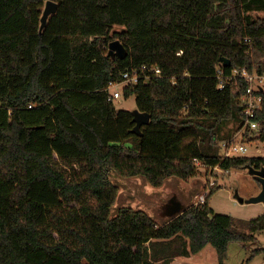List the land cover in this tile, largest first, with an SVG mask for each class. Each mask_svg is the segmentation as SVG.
I'll return each mask as SVG.
<instances>
[{
  "label": "trees",
  "instance_id": "obj_1",
  "mask_svg": "<svg viewBox=\"0 0 264 264\" xmlns=\"http://www.w3.org/2000/svg\"><path fill=\"white\" fill-rule=\"evenodd\" d=\"M45 1L0 0V264H170L207 244L224 264L229 242L255 241L264 213H215L213 185L163 225L132 207L111 217L108 172L158 187L199 164L264 167V156H223L218 139L232 119L254 133L235 72L264 73V16H250L264 0H53L39 30ZM116 39L124 57L109 54ZM142 64L161 74L123 88L149 114L138 135L105 88ZM253 119L264 143V93Z\"/></svg>",
  "mask_w": 264,
  "mask_h": 264
},
{
  "label": "rangeland",
  "instance_id": "obj_2",
  "mask_svg": "<svg viewBox=\"0 0 264 264\" xmlns=\"http://www.w3.org/2000/svg\"><path fill=\"white\" fill-rule=\"evenodd\" d=\"M258 15L264 16V11H251L250 16L255 18ZM121 29L119 26L113 27V30ZM115 107L133 110L135 108V101L133 96L124 98L122 95L114 100ZM243 128L236 120H228L223 123L221 131L218 133L219 145L220 142H227L229 138L235 137L236 144H244L247 147L246 156H264V143L253 140L252 134L244 137ZM221 142V143H222ZM219 152L223 153L221 147ZM216 170V172H215ZM185 184L190 185L187 188V197L195 194H202L208 191L210 185L217 187V190L209 197L208 203L215 213L230 215L240 220H250L264 213V201L248 202L252 196H256L261 190V184L257 177L249 173L248 169L232 168L228 172H223L218 167L211 168L203 164L197 165L195 169V176L189 180H182ZM195 182L191 186V183ZM136 180H131L129 184L136 185ZM140 184L142 182L139 181ZM177 185L176 183H172ZM203 185L205 188L203 189ZM137 188L138 186H133ZM142 188V186H139ZM171 189V184L167 183L164 189ZM177 188V187H176ZM133 192V194H132ZM129 196L122 194L124 202L131 201L137 197V203L142 204V199L148 205L150 201L153 207L159 211H168V200L163 199L162 204L156 202V194L149 196L143 191L132 190ZM191 192V193H190ZM243 198V202H239L237 198ZM140 198V199H139ZM137 201V200H136ZM149 201V202H148ZM146 205V203H144ZM141 207V206H138ZM111 215L116 214V208L112 207ZM168 213V212H167ZM153 218H156L153 216ZM166 219V217H165ZM255 249H261L253 254ZM249 258V259H248ZM173 264H218L215 250L210 244H207L203 250L196 254L189 256H175L172 261ZM170 262V264H171ZM224 264H264V231L256 234V240L253 242H239L231 241L227 246V256Z\"/></svg>",
  "mask_w": 264,
  "mask_h": 264
},
{
  "label": "water",
  "instance_id": "obj_3",
  "mask_svg": "<svg viewBox=\"0 0 264 264\" xmlns=\"http://www.w3.org/2000/svg\"><path fill=\"white\" fill-rule=\"evenodd\" d=\"M57 10V2L53 0H46L44 3V7L42 10V14L40 17V26L39 30H42V28L46 25L47 19L51 14H54ZM108 51L110 55H117L118 57H124L126 54V49L123 46V44L118 40H113L108 45ZM220 61L222 65H229V59L227 58H220ZM132 113V121L134 122V126L131 129L132 133L141 134L140 128L142 125L147 124L149 122V114L147 112H141L138 109L134 108L131 110ZM246 169H248L249 173L257 177V180L261 184V190L256 196H252L248 199V202H259L264 201V167L261 168H254L251 165H247ZM109 180L117 187V193L115 197V201L113 203L112 207L116 208V214L118 213L119 208L121 207H132L137 210H143L146 214H148L157 224L163 225L167 223L168 221L172 220L182 212H184L186 209H188L190 206L195 205L198 203V197L201 194H195L192 197H187V188L190 186L188 184H185L182 179L178 177H169L166 178L163 183L158 186L154 187L151 186L147 180L142 176H122L118 174L114 170H110L108 172ZM136 180L138 184L131 185L129 182L131 180ZM142 182V184L139 183ZM169 183L171 184V189H164L165 185ZM172 183H176L177 185H173ZM195 182L191 183V186L194 185ZM133 186H138L137 188H134ZM139 186H142L140 188ZM177 187V188H176ZM205 186L203 185V189ZM134 191H143L142 193H146L149 196H154L156 194V202L159 204L164 203L163 199L168 200L171 204H169L168 211L163 210L162 214L159 215V211L152 206L151 201L150 205L142 199V204H138L139 201L137 197L133 198L131 201L124 202V199L122 198V194H127L129 196L130 192ZM191 193V192H190ZM133 194V192H132ZM140 199V198H139ZM239 202H243V198L239 197L237 198ZM137 200V201H136ZM149 202V201H148ZM146 203V205H144ZM141 206V207H138ZM110 209V210H111ZM168 212V213H167ZM115 214V215H116ZM111 215V214H110ZM114 215V216H115ZM155 216L156 218H153ZM111 217H113L111 215ZM166 217V219H165Z\"/></svg>",
  "mask_w": 264,
  "mask_h": 264
},
{
  "label": "built area",
  "instance_id": "obj_4",
  "mask_svg": "<svg viewBox=\"0 0 264 264\" xmlns=\"http://www.w3.org/2000/svg\"><path fill=\"white\" fill-rule=\"evenodd\" d=\"M160 74L161 70L158 67H148L146 64H142L140 67L123 71L120 80L109 81L105 91L108 93L109 99L114 101L122 95L124 87L139 82L146 83L150 78L159 76ZM235 75L243 77L248 84L245 94L241 97V106L242 113L245 116L243 126L248 127L250 131L254 132L253 135H251L253 137L258 135L261 131L259 121H255L253 118L261 106L262 94L264 93V73L256 74L242 70L240 72L236 71ZM222 86L223 85L220 84L219 88H222ZM235 137L236 136H234V139ZM221 147L223 148V156L244 155L247 151V147L244 144H236L235 140L222 142ZM205 193L206 192L199 195L198 203L204 202Z\"/></svg>",
  "mask_w": 264,
  "mask_h": 264
},
{
  "label": "crops",
  "instance_id": "obj_5",
  "mask_svg": "<svg viewBox=\"0 0 264 264\" xmlns=\"http://www.w3.org/2000/svg\"><path fill=\"white\" fill-rule=\"evenodd\" d=\"M171 264H173V263L171 262Z\"/></svg>",
  "mask_w": 264,
  "mask_h": 264
}]
</instances>
